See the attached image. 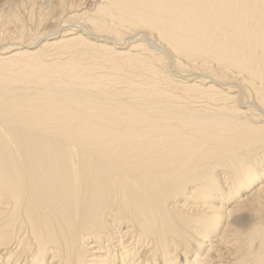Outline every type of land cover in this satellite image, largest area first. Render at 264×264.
<instances>
[{"label": "bare ground", "instance_id": "1", "mask_svg": "<svg viewBox=\"0 0 264 264\" xmlns=\"http://www.w3.org/2000/svg\"><path fill=\"white\" fill-rule=\"evenodd\" d=\"M0 264H264V0H0Z\"/></svg>", "mask_w": 264, "mask_h": 264}, {"label": "rangeland", "instance_id": "2", "mask_svg": "<svg viewBox=\"0 0 264 264\" xmlns=\"http://www.w3.org/2000/svg\"><path fill=\"white\" fill-rule=\"evenodd\" d=\"M27 1H28V0H24V3H26ZM18 2H19V3H21L20 1H18ZM13 4H14V3H13ZM13 4H12V7L15 9L16 7H14V6H13ZM29 29H31V30H32L33 28L29 27ZM105 66H106V65H105ZM105 66H104V67H102V68H105Z\"/></svg>", "mask_w": 264, "mask_h": 264}]
</instances>
